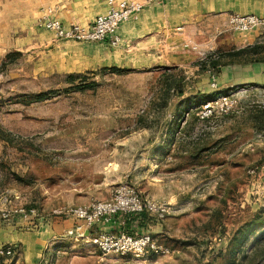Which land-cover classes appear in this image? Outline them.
<instances>
[{
	"label": "rangeland",
	"instance_id": "obj_1",
	"mask_svg": "<svg viewBox=\"0 0 264 264\" xmlns=\"http://www.w3.org/2000/svg\"><path fill=\"white\" fill-rule=\"evenodd\" d=\"M231 16L190 29L178 60L91 57L32 26L4 29L0 251L11 254L0 264H264V81L221 84L226 69L260 64L234 53L257 46L264 57V27L236 32ZM124 184L167 209L124 217L158 254L103 253L90 241L103 227L46 228L73 220L55 210L106 201Z\"/></svg>",
	"mask_w": 264,
	"mask_h": 264
},
{
	"label": "crops",
	"instance_id": "obj_2",
	"mask_svg": "<svg viewBox=\"0 0 264 264\" xmlns=\"http://www.w3.org/2000/svg\"><path fill=\"white\" fill-rule=\"evenodd\" d=\"M135 1L146 2V0ZM1 6L0 29L3 32H0V48L10 40L7 39V32L4 31L7 28H12L13 34L17 29L32 26L35 30H32V33L38 31L43 33L44 37L48 36L52 41H57L53 33L40 29L36 25L44 9L53 8L52 16L66 25L71 24L72 20L75 24L79 23L83 26L91 24L96 17L105 14L109 9L108 0H9L3 2ZM229 15L262 17L264 16V0H165L163 3H150L145 6L137 19L130 20L119 27L116 32L120 38L119 46L113 47L108 41L79 44L83 53L86 52V55L91 57L97 55V52L116 51L122 54L140 52L141 55L135 57L142 60H168L169 58L178 60L174 55V50L179 48L182 36H186L192 28H203L207 21L212 20V17L221 18ZM222 80L224 82L222 81L221 84L225 85L231 82H263L264 64L228 68L222 74ZM129 218H125L128 222L125 228L120 227L116 219L113 224L103 228L102 231L137 232L138 222L129 220ZM68 222H72V225H77V227L81 224L75 220H63L52 222L46 228H51L53 231L58 227L56 231H64L69 228ZM93 229L101 230V228Z\"/></svg>",
	"mask_w": 264,
	"mask_h": 264
},
{
	"label": "built area",
	"instance_id": "obj_3",
	"mask_svg": "<svg viewBox=\"0 0 264 264\" xmlns=\"http://www.w3.org/2000/svg\"><path fill=\"white\" fill-rule=\"evenodd\" d=\"M165 0H146L145 3L135 0H108L109 9L105 14L99 15L89 25L62 23L52 16V10L44 11L37 20V27L53 33L55 39L60 41H75L79 43H102L108 41L113 47L120 44V38L116 35L122 24L137 19L138 15L150 3H163ZM229 26L236 32H248L254 28L264 27V17L257 15H232ZM213 86H216L213 84ZM226 102V101H225ZM212 105L204 108L206 114H212ZM205 118V117H203ZM167 209L154 201L144 198L134 187L124 184L117 188L110 199L95 201L83 206H70L57 209L53 214L59 219H73L85 228L82 236L93 228L108 227L118 219V225L127 227L126 216L140 217L143 214H157L163 216ZM20 213H25L20 210ZM29 214H36L32 209ZM82 228H78V231ZM93 245L103 253L143 255L147 252L159 253L161 247L149 234L132 235L127 232H119L116 235L103 232L90 239ZM2 255L11 254V250L0 251Z\"/></svg>",
	"mask_w": 264,
	"mask_h": 264
},
{
	"label": "trees",
	"instance_id": "obj_4",
	"mask_svg": "<svg viewBox=\"0 0 264 264\" xmlns=\"http://www.w3.org/2000/svg\"><path fill=\"white\" fill-rule=\"evenodd\" d=\"M259 49L260 48L257 47V46L250 47V48H246V49H242V50L236 51V53H234L235 54L234 56H241V55H249V54H252L251 56H253V57H251L252 59H250L248 61V63L249 62L250 63H263L264 62V57H258V54H259L258 53L259 52L258 50ZM245 62H246L245 60L244 61H240V63H245ZM111 70L114 73H119V74L120 73H123L122 70L117 69V68H113ZM49 96H50L49 93H42V94L35 95V96L31 97V98H32L33 101H44ZM143 215H145V214H143Z\"/></svg>",
	"mask_w": 264,
	"mask_h": 264
}]
</instances>
